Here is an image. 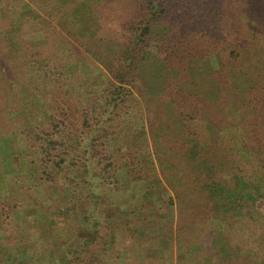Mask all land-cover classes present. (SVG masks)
<instances>
[{
	"label": "trees",
	"instance_id": "obj_1",
	"mask_svg": "<svg viewBox=\"0 0 264 264\" xmlns=\"http://www.w3.org/2000/svg\"><path fill=\"white\" fill-rule=\"evenodd\" d=\"M6 9L18 20L0 19L15 52L0 41V137L22 159L7 170L0 157V264H42L35 248L4 255L26 233L42 240L25 211L39 205L60 217L43 240L63 250L56 264H101L92 242L104 256L129 232L158 244L156 222L168 242L176 225L185 256L204 234V264H264V0H0ZM155 184L177 220L139 215ZM128 191L138 201L124 222L112 206ZM84 226L95 237L81 244Z\"/></svg>",
	"mask_w": 264,
	"mask_h": 264
},
{
	"label": "rangeland",
	"instance_id": "obj_2",
	"mask_svg": "<svg viewBox=\"0 0 264 264\" xmlns=\"http://www.w3.org/2000/svg\"><path fill=\"white\" fill-rule=\"evenodd\" d=\"M7 10H1L0 14V19L7 21V23L11 22H16L18 19H16L12 14L7 13ZM33 9L30 8L29 6H26V14H30L33 17L36 18L37 13L32 11ZM29 11V12H28ZM13 39H14V32L9 31L7 32L3 37L0 36V41L2 42L3 49L6 50V53H14V50L9 51L5 45H9L12 49H14V44H13ZM6 47V48H5ZM39 66V65H38ZM73 89V94H79L81 92V87H72ZM26 103L30 104L29 102V97H27ZM32 105V104H30ZM25 119L28 120V122H32L31 118L29 116H25ZM29 124V123H28ZM30 127L32 126L29 124ZM204 129L203 126L200 127V131L202 132ZM14 138L11 134H7L4 137H0V157L3 159L2 167L4 169H9L10 164H15V160L17 159L19 162H21L22 157L19 155L12 156L11 158L9 157L10 154H14ZM6 163V164H5ZM16 165H13V170L16 168ZM17 169V168H16ZM156 185V188L154 189V195L153 196H144V201L148 207H151L149 211L143 210L142 207L138 205V209L140 211V216L141 215H149L152 214V216H157V213L160 214H166L167 217H170L169 219L177 220V214L174 210L165 208V206H161V202L159 201L160 199L158 196H156L158 193V185ZM129 197L127 199H119L118 203L119 205L112 206L113 210L119 209L118 213L120 212L119 215L123 217L124 222L128 220L130 222V217L132 216L130 213V208L133 207L135 208L136 202L138 201L137 196H135L134 192H129L128 191ZM111 196H114L111 194ZM43 198V196H41ZM155 203L158 204L159 208L154 209L153 204ZM257 206L264 212V199L258 202ZM40 212H36L37 209H28L26 211L27 217L30 218V226H29V234L33 230L38 231L41 241L39 243H35L31 239L32 236H29L28 233L25 234L26 241L18 245H11L5 248V256L6 258H9L11 256H15V251L16 253H23L26 252L29 248H35L36 250L29 252V254L34 253L36 254L35 256L38 257V261L42 264H56L51 261V256H54L58 259H62L64 253L61 247H59L57 244H54V247H50L49 243H44V239H49L52 237V231H53V226L57 221V218H60L55 214L56 212H44V208L39 205L37 207ZM43 208V209H42ZM111 208V207H110ZM109 210V209H107ZM159 214V215H160ZM63 218V216H62ZM163 219V218H160ZM156 225L160 227V233H157L155 236L156 239H153V241L157 240L158 244L155 242L152 243H140L138 242V235L129 232L126 237H124L122 234L118 237L117 242L115 243L114 247L112 248V251L106 252L105 255L103 256L101 249L98 245L93 243L92 250L95 253H90V257L93 258L95 256L99 257L100 260L104 259V262L101 264H204L202 261L204 260L205 262V235L200 233L198 234L195 238L187 237L186 235L190 233L188 232H182L181 239L184 241L189 242V240L199 243L197 246L200 247V249H195L191 248L192 254L194 252V256H185L183 253L179 252V243H177L176 240V225L173 229L174 233H170V236H173V239L170 238V241L168 242V239L165 238V235L168 234V229H166V223L161 222L158 223L156 222ZM90 226V225H89ZM88 227V226H87ZM86 226L81 228L79 232V236L82 238L81 244L85 241V238H92L95 235V232L92 230H89ZM87 228V229H86ZM205 229V228H204ZM165 234V235H164ZM191 236V235H190ZM95 237V236H94ZM138 242V243H137ZM156 245H155V244ZM173 243V244H172ZM230 243L226 240H223V253L226 254V257L228 259H231V257L226 253L227 250L230 249ZM153 246V247H150ZM212 250V249H211ZM200 251V252H199ZM2 252L1 254H3ZM112 252V253H111ZM197 252V254L195 253ZM181 253V254H180ZM208 259V258H207ZM206 259V260H207ZM58 260L57 264H62L61 261ZM208 261V260H207ZM86 264V263H83ZM91 264V263H90Z\"/></svg>",
	"mask_w": 264,
	"mask_h": 264
}]
</instances>
